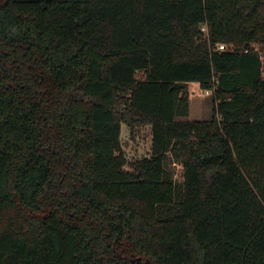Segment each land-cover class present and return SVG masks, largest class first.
Here are the masks:
<instances>
[{
  "label": "trees",
  "instance_id": "obj_1",
  "mask_svg": "<svg viewBox=\"0 0 264 264\" xmlns=\"http://www.w3.org/2000/svg\"><path fill=\"white\" fill-rule=\"evenodd\" d=\"M258 43L264 0H0V264H264Z\"/></svg>",
  "mask_w": 264,
  "mask_h": 264
},
{
  "label": "rangeland",
  "instance_id": "obj_2",
  "mask_svg": "<svg viewBox=\"0 0 264 264\" xmlns=\"http://www.w3.org/2000/svg\"><path fill=\"white\" fill-rule=\"evenodd\" d=\"M254 47L264 51V44L262 43L254 44ZM137 77H141V74L139 73ZM195 88L196 90L193 89L192 84H188V93L189 96L192 97L190 112L187 117L179 118L180 120H208L211 118V93L206 94L204 92L205 90L200 89V87L197 86ZM120 139L123 151L129 162L146 157L150 154L151 134L149 126L146 125L138 127L132 134H130V130L128 129V127L123 124L121 127ZM168 170L170 171L173 179L176 182L182 181L183 168L180 162H169Z\"/></svg>",
  "mask_w": 264,
  "mask_h": 264
},
{
  "label": "built area",
  "instance_id": "obj_3",
  "mask_svg": "<svg viewBox=\"0 0 264 264\" xmlns=\"http://www.w3.org/2000/svg\"><path fill=\"white\" fill-rule=\"evenodd\" d=\"M216 49L217 50H224V49H226V46L224 44H217L216 45ZM263 69H264V61H263ZM204 92L206 94H210L211 93V90H205Z\"/></svg>",
  "mask_w": 264,
  "mask_h": 264
},
{
  "label": "crops",
  "instance_id": "obj_4",
  "mask_svg": "<svg viewBox=\"0 0 264 264\" xmlns=\"http://www.w3.org/2000/svg\"><path fill=\"white\" fill-rule=\"evenodd\" d=\"M188 84H190V85L192 84L194 90H196V88H195L196 86L199 87V84L197 82H190ZM191 100H192V97L189 96V105H190V107H191V102H192ZM189 112H190V109H189Z\"/></svg>",
  "mask_w": 264,
  "mask_h": 264
}]
</instances>
